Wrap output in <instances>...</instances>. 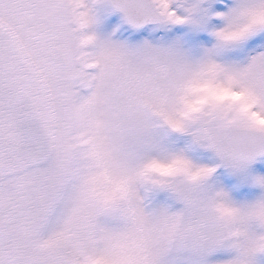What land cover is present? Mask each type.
<instances>
[{
  "label": "snow or ice",
  "instance_id": "1",
  "mask_svg": "<svg viewBox=\"0 0 264 264\" xmlns=\"http://www.w3.org/2000/svg\"><path fill=\"white\" fill-rule=\"evenodd\" d=\"M0 264H264V0H0Z\"/></svg>",
  "mask_w": 264,
  "mask_h": 264
}]
</instances>
